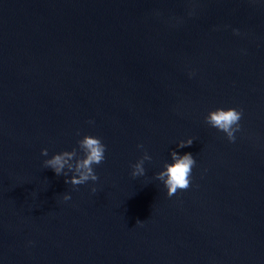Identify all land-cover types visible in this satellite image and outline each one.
Segmentation results:
<instances>
[{"label": "water", "instance_id": "95a60500", "mask_svg": "<svg viewBox=\"0 0 264 264\" xmlns=\"http://www.w3.org/2000/svg\"><path fill=\"white\" fill-rule=\"evenodd\" d=\"M86 135L73 187L44 161ZM172 151L197 165L169 198ZM0 264H264V0H0Z\"/></svg>", "mask_w": 264, "mask_h": 264}, {"label": "clouds", "instance_id": "9594fccd", "mask_svg": "<svg viewBox=\"0 0 264 264\" xmlns=\"http://www.w3.org/2000/svg\"><path fill=\"white\" fill-rule=\"evenodd\" d=\"M234 34L240 35L239 31H235ZM190 75H195V73H190ZM243 115L242 108H228L227 110L218 108L208 113L205 117V123L209 127L224 133L229 142L235 143L236 133L242 130L240 121ZM88 123L94 124L95 122L89 121ZM79 134L77 133V135ZM193 142V139H188L186 142L181 141L178 144V148L190 147ZM77 143L79 151L73 149L71 152L64 151L61 154H56L44 161V168L53 170L57 176L63 175L66 178L65 183L71 184L73 187L85 185L89 181L98 182L99 177L95 172V166L105 162L107 146L102 142L101 138L91 135L84 136ZM137 147L143 149L144 145L140 144ZM79 153H83V156H79ZM42 155L45 157L49 155L47 149L42 151ZM151 160L152 157L145 151L143 157L137 163L131 165L133 169L132 177L144 176L146 172L145 162H150ZM171 160L172 163H165V170L158 173L155 177L156 180L163 183L169 198L176 195L178 191L189 189L192 183L193 169L197 165V161L191 153L180 155L177 151H172ZM70 174L71 176L68 178ZM91 191L95 194L97 189L93 187ZM71 198L67 194L63 196L65 202L71 200ZM144 223L145 221L137 220L136 225L143 227Z\"/></svg>", "mask_w": 264, "mask_h": 264}]
</instances>
